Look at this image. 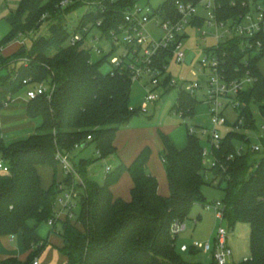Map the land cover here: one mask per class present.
I'll list each match as a JSON object with an SVG mask.
<instances>
[{
    "label": "trees",
    "instance_id": "obj_1",
    "mask_svg": "<svg viewBox=\"0 0 264 264\" xmlns=\"http://www.w3.org/2000/svg\"><path fill=\"white\" fill-rule=\"evenodd\" d=\"M215 1L220 19L239 20L256 0ZM136 2L20 0L8 17L11 29L0 40V65L6 61L18 63L24 56L30 60L0 76V109L28 84L49 80L52 93L29 98L27 113L36 121L35 132L25 138L6 140L0 130V158L11 170L0 173V234L21 231L26 247L31 250L26 260L10 256L0 264H33L45 246L38 226L55 217V202L62 191L60 184L75 183V174L65 173L57 153L73 152L91 143L99 151L97 158L74 161L82 183H75L79 190L76 218L62 221L60 233L64 238L62 251L67 256L66 264H202L179 253L178 236L171 233V224L174 220L186 221L196 203L207 202L202 187L207 183L216 185L214 179L224 190V214L230 230L238 221L250 225L252 256L235 264H264V136L261 151L239 155L234 140L244 135L227 133L222 147L215 150L219 163L208 167L203 161V144L196 134L188 131L187 145L179 148L161 131L170 189L166 195L160 193L158 178L149 171L152 152L149 145L130 164L122 162L107 172L103 183L89 177V167L116 151L117 131L140 109L131 104L129 70L120 67L104 72L102 64L108 60L107 55L92 61L91 47L83 41L70 44L69 38L88 23L93 28L99 20L102 32L111 36V30L124 20V11ZM83 5L89 6V10L81 16L75 30L70 31L65 27V16ZM161 5L168 14H174V0H162ZM45 21L49 23V34L34 39L31 49L23 46L12 56L2 55L4 46L38 30ZM261 37L260 48L245 49L243 38L235 36L205 49L217 51L228 77H243L248 71L255 77L241 94L242 113L251 127L257 126L253 105L264 115V74L258 66L264 56V33ZM161 59H166L165 55ZM199 102L196 95L179 88L172 109L191 117ZM40 166L53 170L54 181L48 188L42 185ZM61 171L64 175L60 177ZM126 171L133 178L130 200L116 197L112 191V185ZM194 248L189 249L192 254Z\"/></svg>",
    "mask_w": 264,
    "mask_h": 264
},
{
    "label": "built area",
    "instance_id": "obj_2",
    "mask_svg": "<svg viewBox=\"0 0 264 264\" xmlns=\"http://www.w3.org/2000/svg\"><path fill=\"white\" fill-rule=\"evenodd\" d=\"M115 1V0H111ZM264 0H256L252 2V9L248 11L241 19H220L216 11L215 0L193 1V0H174L175 12L173 15L167 13L163 6L158 4L153 6L151 3L141 5L136 2L133 6L124 11V20L111 30V36H107L102 32L100 25L101 20L93 28H89L90 23L82 28V31H74L69 38L70 44L78 42H86L91 50L95 49L101 53L107 50L106 54L111 64V71L123 67L129 70L131 78L140 79L144 75L150 77L149 83L151 88L146 95L140 109H146L151 101L159 98L157 90L159 88L167 91L168 87L180 86L185 88L192 94L201 87V81H188L185 79H174L167 75L169 60L175 58L177 62H184L188 53L182 49L183 39L187 35V27H198L201 33L206 36L209 32L208 28L216 29L217 39L221 40L224 36L241 37L247 47L260 48L263 45L261 34L264 33ZM101 6H103L101 2ZM203 7L206 14L200 13ZM200 20H203L200 22ZM152 22L153 29H149L147 24ZM98 28L101 32L100 36L95 39L98 44H91L88 40L89 33ZM223 30V33L220 31ZM86 33V34H85ZM104 40L109 45L106 49L103 44ZM94 40H92V43ZM220 43V42H219ZM219 45V44H218ZM118 48L120 51L113 54ZM161 55H165L166 59H161ZM192 59L191 63L194 61ZM198 71L207 72L206 78V103L208 113L211 116L213 129H203L208 144L203 145L202 154L203 161L208 167L216 166L219 163L215 150L223 145V138L230 132H239L244 136L235 138L236 154L244 155L249 152L255 153L262 150V137L264 136V120L259 128L247 126L246 118L242 113L244 105L241 94L246 90L255 77L248 71L243 77L230 78L222 69L221 59L217 51L205 52L199 61ZM29 83L28 79L24 80ZM47 93L51 95L52 87L43 82L31 85L26 94L28 98H34L39 94ZM133 107V106H132ZM231 112V113H230ZM184 116L183 111H178ZM264 118V115H262ZM226 126V131L221 132V127ZM188 131L195 134L194 124L190 125ZM91 139V135L88 136ZM80 147V144H76ZM99 154V151H98ZM72 152L58 151L57 158L64 169L65 173L77 174L72 160ZM112 170L110 165L106 166V172ZM10 167L0 158V173H10ZM210 178V177H209ZM214 184H218V179L212 180ZM62 189L55 202V217L49 219V225H55L56 221L63 216V220L76 218V209H79V191L75 187V183L71 186L60 184ZM204 206L209 210H215L216 217L222 222L226 221L224 214L223 200L206 202ZM186 229L185 221L174 220L171 224V233L179 235ZM230 228L227 229L222 224L217 230L214 243L210 241H195L193 246L202 249L205 252H212L215 264H233L231 261L232 249L228 242ZM183 250H188V246L184 244ZM33 264H40V259L36 257Z\"/></svg>",
    "mask_w": 264,
    "mask_h": 264
},
{
    "label": "rangeland",
    "instance_id": "obj_3",
    "mask_svg": "<svg viewBox=\"0 0 264 264\" xmlns=\"http://www.w3.org/2000/svg\"><path fill=\"white\" fill-rule=\"evenodd\" d=\"M148 1L153 6H157L162 0H138V3L141 5H145L148 3ZM87 10H89V6L83 5L75 11L66 14L64 21L65 27H67L70 31L75 30V27L78 25L81 16ZM200 13L203 15L206 14L203 7L200 8ZM48 26V21H45L38 30L22 36V39H24L26 47L28 49H31L34 39L41 35L49 34ZM147 27L149 29H153V23H148ZM208 30V34L204 36L198 27L188 26L186 29L188 35L183 39L182 49L186 51H194L196 57L192 63H187L186 61L177 62L175 58H171L169 60L167 69V75L174 79L180 80L183 78L188 81H201V87L198 88L195 92L197 98L200 100L196 107L195 114L191 117L182 116L180 113H176L175 110L172 109L179 95V85L168 87L167 91H165V89L163 88H159L157 90L160 95L159 98L151 101L146 109H140L146 95L149 93V89L151 88V84L149 83L150 77L148 75H144L140 79L132 78L131 104L133 107L140 109L139 114H136L126 125L120 128L121 133L123 132V135H125L123 139H120V141L122 140L120 143L121 146L117 147V150L114 153L95 161L89 167V177L92 180L103 183L107 175L105 167L110 165L115 168V166L118 165L117 163L119 162L120 157L123 156V151L130 146V141L133 139L135 140V142L138 141L140 142V144H148L151 147L152 152L148 167H150L151 164L152 167L154 166L153 169L159 172L157 173L159 187L161 190L169 193L170 189L167 174L163 164V140L161 137V131L167 133L169 136H176V138L179 139L180 137L186 136L188 128L190 127V125L194 124L195 134L198 136L201 143L203 145H209V142H207L206 137L203 134L204 128H207L209 130L213 129L211 116L208 113V106L205 101V80L207 78L208 71H206V73L198 71V67L200 65L199 61L204 56L206 48L216 47L219 42L221 44L228 38L227 36H224L223 38H221V40H218L216 29L213 27H209ZM220 32L223 33V30H221ZM100 35L101 32L98 28L93 29L88 35L89 42H91V44H98L99 41L95 39V37ZM92 40H94L93 43ZM100 44H103L106 49L109 48V45L104 40H102ZM119 51L120 48H118L113 54L118 53ZM210 51L212 52L213 49ZM106 52L107 50L101 53L97 52L95 49L91 50V60L97 61L98 59L102 58L106 54ZM109 58L102 64V70L104 72H108L111 69ZM29 60L30 58L27 56L19 58L20 64L23 62L28 63ZM18 65L16 62H4L2 65H0V76L5 75L8 71L14 70V68ZM258 66L264 74V56L258 62ZM42 82L48 84V86L50 87L49 80H45ZM31 85L32 84H28L24 86L22 91L26 93V90ZM253 109L257 119V126L260 128L263 124L264 118L260 114L257 105H253ZM226 129V126L221 127V132L224 133ZM127 131H129V137H126ZM121 133L117 132L116 138L117 135H122ZM28 135L29 134L19 138H25ZM97 156L98 152L95 148V145L91 143L87 147L75 148L71 157L73 161L78 162L80 158H97ZM48 171L50 172V169ZM125 174H123L119 178L117 184L119 183L121 190H127L129 192L131 199L132 194L129 185H127L129 184L127 178L130 176L129 174ZM74 182L82 183V177L80 176L78 171L77 174L74 175ZM202 192L207 202L222 200L224 196V190L222 187L209 183L203 185ZM76 212H78V209H76ZM221 224L227 229L230 228L226 221L222 222L216 217L215 210H209L203 204L196 203L191 211L190 218L186 219L187 228L183 230L177 237V250L181 255L187 257L188 260H193L194 258L198 257V260L201 259L202 264H215L211 251L204 252L200 248L195 247L194 253L196 256L193 257L191 256V252L189 249L191 248V246H193L195 241H210L211 243H214L213 236L215 232L217 234V230ZM228 242L233 252L231 257V261L233 264L251 257L252 251L249 223L246 221L236 222L233 230L229 231ZM184 244L188 246V250L182 249V246ZM202 251L204 252V255L201 257L200 252Z\"/></svg>",
    "mask_w": 264,
    "mask_h": 264
},
{
    "label": "crops",
    "instance_id": "obj_4",
    "mask_svg": "<svg viewBox=\"0 0 264 264\" xmlns=\"http://www.w3.org/2000/svg\"><path fill=\"white\" fill-rule=\"evenodd\" d=\"M19 1L20 0H0V40L11 29V24L8 21V17L11 15L12 12L16 10L19 4ZM200 1L202 2L205 0H198V2ZM148 3L150 2L148 1ZM263 6H264V1H263ZM23 35L18 37L12 43L4 46L1 50L2 55L5 57L12 56L20 48H22L23 46H26L24 39H22ZM17 64H20V62H18ZM22 90L23 89L17 92L10 99V101L7 102L0 109V130L6 140H13V139L22 137L27 134L30 135L31 133L35 132V129H36V125H37L36 121L33 118H31L27 113V106H28L29 98L27 94L24 93V91ZM195 112H196V109H195ZM117 132L121 133V130L119 129ZM121 134L122 135H117V138H115L114 140V145L116 146V150H117V147L121 146L120 143L122 140L120 141V139L121 138L123 139L125 137V135H123L124 134L123 132ZM126 137H129V131H127ZM170 137L177 147L183 148L188 143V130H187L186 136L180 137L179 139L176 138V136H170ZM146 145L148 144H140V142L138 141L135 142V140L132 139L130 141V146L123 151V156L120 157L119 162L117 164L119 165L122 162L126 164H130L135 158V156L137 155V153ZM163 148H164V144H163ZM153 167L150 164V167H148L150 168L149 171L157 176V173L159 172L154 170ZM49 169H50V172L48 171ZM112 169L114 168L112 167ZM39 171L41 175L42 185L45 188L50 187L54 181V174H53L52 168L46 167V166H40ZM123 174L125 175L129 174L130 176L127 178V181L129 182V184L127 185H129L130 191H131V188L133 187V178L128 171L124 172ZM61 175L62 176L64 175L62 171L60 173V177ZM112 191L116 197H121L125 200H130L129 192L127 190H121L119 183L117 184V182H115L112 185ZM159 191L160 193L164 195L168 194L164 190H161L160 187H159ZM62 221H63V216H61V218L56 221L55 229H53L52 226L49 225L48 223H44L38 226L37 231L39 235L42 237V239L45 241L44 248L41 250L40 254L37 256L40 259V264H66L67 263V256L62 251V248L64 246V238L60 233L63 227ZM185 224H186V221H185ZM186 228H187V225H186ZM215 238H216V232L213 236V241L215 240ZM30 251L31 250L28 249L24 243V237L21 231L14 233V234H0V261L10 256H16L21 260H26L28 255L30 254ZM204 252L203 251L200 252L201 257L204 255ZM191 256L195 257L196 255L195 253L194 254L191 253ZM196 259L197 261H201V259L198 260V257L194 258L193 260H196Z\"/></svg>",
    "mask_w": 264,
    "mask_h": 264
},
{
    "label": "water",
    "instance_id": "obj_5",
    "mask_svg": "<svg viewBox=\"0 0 264 264\" xmlns=\"http://www.w3.org/2000/svg\"><path fill=\"white\" fill-rule=\"evenodd\" d=\"M194 56H195V52H194V51H190V52L188 53V56H187L186 62H187V63H191V61H192V59L194 58Z\"/></svg>",
    "mask_w": 264,
    "mask_h": 264
}]
</instances>
